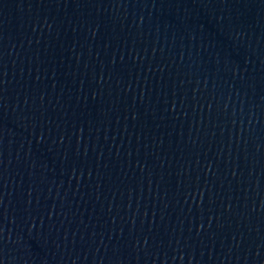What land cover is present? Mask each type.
I'll return each mask as SVG.
<instances>
[{"label": "water", "instance_id": "1", "mask_svg": "<svg viewBox=\"0 0 264 264\" xmlns=\"http://www.w3.org/2000/svg\"><path fill=\"white\" fill-rule=\"evenodd\" d=\"M0 264H264V0H0Z\"/></svg>", "mask_w": 264, "mask_h": 264}]
</instances>
